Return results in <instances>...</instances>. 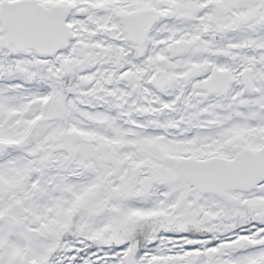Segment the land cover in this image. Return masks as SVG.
<instances>
[{
    "label": "snow or ice",
    "instance_id": "6c2138e0",
    "mask_svg": "<svg viewBox=\"0 0 264 264\" xmlns=\"http://www.w3.org/2000/svg\"><path fill=\"white\" fill-rule=\"evenodd\" d=\"M0 264H264V0H0Z\"/></svg>",
    "mask_w": 264,
    "mask_h": 264
}]
</instances>
